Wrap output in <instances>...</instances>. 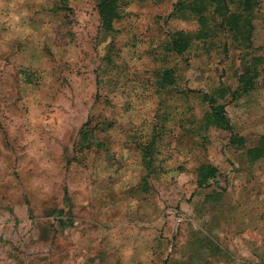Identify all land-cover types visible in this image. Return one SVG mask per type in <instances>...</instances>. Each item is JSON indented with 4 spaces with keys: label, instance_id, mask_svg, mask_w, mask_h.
<instances>
[{
    "label": "rangeland",
    "instance_id": "rangeland-1",
    "mask_svg": "<svg viewBox=\"0 0 264 264\" xmlns=\"http://www.w3.org/2000/svg\"><path fill=\"white\" fill-rule=\"evenodd\" d=\"M101 2L0 0V264H264V0Z\"/></svg>",
    "mask_w": 264,
    "mask_h": 264
},
{
    "label": "trees",
    "instance_id": "trees-1",
    "mask_svg": "<svg viewBox=\"0 0 264 264\" xmlns=\"http://www.w3.org/2000/svg\"><path fill=\"white\" fill-rule=\"evenodd\" d=\"M101 13H102V17H103V23L104 25L110 26L111 21L113 20V18L115 17V12H116V8L114 7V1L115 0H101ZM256 4V0H243V6L245 7L246 10L253 9V6ZM233 17L235 18V23L233 25V27H230L232 29V32L234 34H244L246 32H244L243 30L240 29V25L239 23L244 19L245 15L243 13H236L233 15ZM247 34V33H246ZM186 42L181 40H176V46L177 47H182V46H186ZM250 68V67H249ZM248 68L246 67V70L244 73L241 74V81L243 82V84H245L244 86V90L248 91L251 88H253V82H252V75L251 71L247 70ZM254 70V69H253ZM256 75L254 74V77ZM217 102L214 100L213 101V107L210 111H208L206 117L207 119H212L213 122L215 123V125L217 127H222V128H228L230 127V123H229V119L225 110V105L224 104H216ZM208 172L205 174V178L211 174V176H215V168L214 167H207ZM204 179V178H203Z\"/></svg>",
    "mask_w": 264,
    "mask_h": 264
},
{
    "label": "crops",
    "instance_id": "crops-1",
    "mask_svg": "<svg viewBox=\"0 0 264 264\" xmlns=\"http://www.w3.org/2000/svg\"><path fill=\"white\" fill-rule=\"evenodd\" d=\"M4 2H5V9H8L9 8V6H8V4L6 3V1L7 0H3ZM3 7L1 6V4H0V9H2ZM10 9V8H9Z\"/></svg>",
    "mask_w": 264,
    "mask_h": 264
}]
</instances>
